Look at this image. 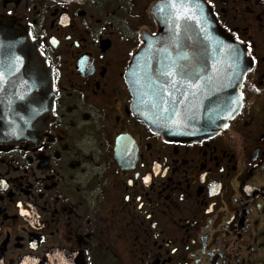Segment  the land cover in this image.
<instances>
[{
	"label": "flooded vegetation",
	"instance_id": "flooded-vegetation-1",
	"mask_svg": "<svg viewBox=\"0 0 264 264\" xmlns=\"http://www.w3.org/2000/svg\"><path fill=\"white\" fill-rule=\"evenodd\" d=\"M162 1L0 0L55 92L42 137L0 144V264H264V0H201L249 71L194 143L140 121L126 83Z\"/></svg>",
	"mask_w": 264,
	"mask_h": 264
},
{
	"label": "water",
	"instance_id": "water-1",
	"mask_svg": "<svg viewBox=\"0 0 264 264\" xmlns=\"http://www.w3.org/2000/svg\"><path fill=\"white\" fill-rule=\"evenodd\" d=\"M151 13L158 34L144 35L125 77L136 116L176 142L219 134L242 108L244 47L201 0H164ZM54 99L53 72L37 45L20 25L0 24V144L42 137Z\"/></svg>",
	"mask_w": 264,
	"mask_h": 264
},
{
	"label": "snow or ice",
	"instance_id": "snow-or-ice-1",
	"mask_svg": "<svg viewBox=\"0 0 264 264\" xmlns=\"http://www.w3.org/2000/svg\"><path fill=\"white\" fill-rule=\"evenodd\" d=\"M223 127L227 128L228 125L227 124H224ZM145 179L147 180V177H145Z\"/></svg>",
	"mask_w": 264,
	"mask_h": 264
}]
</instances>
